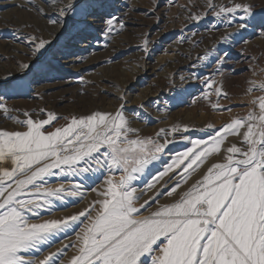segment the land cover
Here are the masks:
<instances>
[{
    "label": "snow or ice",
    "instance_id": "obj_1",
    "mask_svg": "<svg viewBox=\"0 0 264 264\" xmlns=\"http://www.w3.org/2000/svg\"><path fill=\"white\" fill-rule=\"evenodd\" d=\"M60 3L62 17L87 19L104 7L96 0ZM206 7L228 23L239 20L242 29L254 23L257 15L264 17V12H255L253 3L243 0H232L228 6L208 0ZM106 15L105 35L117 20L111 13ZM204 15L190 19L199 21ZM31 40L39 55L51 45L35 36ZM223 42L230 43L228 36ZM147 44L145 41V50ZM210 55L206 52L198 59L207 61ZM216 63H222L219 56ZM252 83L264 91V83ZM205 84L212 92L222 93V86L214 87L216 81L205 80ZM209 95L205 93V98ZM252 103L258 110L235 117L219 129L213 125L200 129L208 132V138L190 140L191 147L176 153L146 184V191L156 189L169 173H175L171 179L176 183L167 191L156 190L140 203L146 192L138 195L136 182L173 143L168 130L141 136L123 104L115 112L95 111L69 119L44 109L13 115L19 110L0 98V115L20 126L0 129V163L10 165L0 168V264H264V96ZM59 119L68 122L56 126L53 122ZM189 130L188 126H173L170 132ZM229 136L238 137L239 146L231 143L225 148ZM215 156L220 159L213 160ZM205 164L208 167L199 178L189 183ZM59 176H96L103 186L93 189L98 198L82 211L43 219L41 212L50 211L55 201L82 195L79 184L47 186ZM184 185L188 186L176 199L163 204L157 199L173 197ZM153 203L158 206L150 211ZM77 222L82 227L71 245L76 252L67 262L63 257L69 245L37 258L43 246H52L56 236Z\"/></svg>",
    "mask_w": 264,
    "mask_h": 264
},
{
    "label": "rangeland",
    "instance_id": "obj_2",
    "mask_svg": "<svg viewBox=\"0 0 264 264\" xmlns=\"http://www.w3.org/2000/svg\"><path fill=\"white\" fill-rule=\"evenodd\" d=\"M17 1L20 0H0V98L19 110L13 115L20 116L25 111L40 113V110L44 109L54 112L58 117L70 119L95 111L115 112L123 104L132 126L135 127L134 122L140 126L141 136H155L161 128L169 130L173 125L181 128L188 126L190 129L188 132L181 131V134L176 133L169 137L173 143L165 150V154L150 167L142 179L136 182L137 194L146 192L140 203L152 197L156 190L167 191L160 189L161 181L152 191H146V184L171 162L172 158L169 156L191 147L190 140L208 138V132L199 131L200 129H207L208 125L219 129L235 117L246 116L253 109L258 110V106L252 101L264 96V91L252 83L255 82V85L264 83V17L260 15L256 16L254 23L242 29L239 27V20L228 23L225 19L216 17L212 9L206 7L208 0H127V13L115 20L111 32L107 35L105 32L102 33L104 38H101V43L105 46L97 50L93 57L87 55L84 68L74 76L60 71L59 76L50 79L49 77L54 74L48 70L49 64L60 51L64 36L71 35L69 33L74 27L71 26L67 34L54 37L53 33L60 28L61 20L66 19L59 15V7L63 6L60 1L55 3H51V0H32L35 3L28 1V6L33 9L19 6ZM96 1L104 5L102 9L105 11V20L109 18L106 13L115 14L117 5L114 3L115 0ZM231 2L232 0H212L216 5L228 6ZM243 2L253 3L256 13L264 12V0ZM38 8L43 11H39ZM204 13L207 15L199 21L190 19V16ZM51 19H57L59 22L52 24L49 22ZM186 33H192L195 38L192 45H187V51L196 53L199 49L197 51L199 53L205 54L209 51L211 53V64L198 73L197 90L161 118V114L154 117L142 111L138 112L136 107L140 103V96L146 94L139 90L148 87L147 83H142V86L134 83L142 67L160 65L161 62L156 61L158 56L164 52H171V46L174 48L183 38H188L184 36ZM33 36L51 41L50 47L43 55L35 52V42L31 40ZM225 36H228L230 43L223 42ZM145 41H148L147 50ZM25 52H34L36 57L30 59L31 56ZM217 56L222 63H216ZM24 64H28L29 68H23ZM168 79L169 86H174V91L171 89L167 94L170 96L178 88L175 87L174 79ZM205 80L216 81L214 87L222 86V93L218 95L212 92L206 86ZM201 85L205 87L203 90ZM205 93L210 94L209 98H205ZM214 103L219 107L213 108ZM145 119L151 120L141 126ZM67 122L59 119L53 123L60 126ZM19 127L15 121L0 115V129L16 130ZM231 143H237L239 146V138L229 136L224 147ZM212 159L219 160L220 157L215 156ZM211 162L212 160H209L208 164ZM208 164H205L189 183L198 179ZM9 166L0 163V168ZM69 182L79 183L82 186L79 190L84 193L75 197L66 196L64 201H55L50 211L41 212L43 219L64 218L82 211L98 198L97 191L93 189L103 186L102 181L96 176H92L91 179L87 176L54 177L49 180L48 186L59 187L61 183L65 186ZM187 186L178 189L173 197L163 196L157 199L161 204L170 202ZM156 206L158 205L153 203L149 210H154ZM33 221L36 222L35 217ZM81 227L82 225L77 222L66 233H60L55 237L52 246L42 247L37 258L42 259L49 251L64 249V245H69L64 249L66 254L63 257L67 262L76 252L71 245L76 242V234Z\"/></svg>",
    "mask_w": 264,
    "mask_h": 264
},
{
    "label": "bare ground",
    "instance_id": "obj_3",
    "mask_svg": "<svg viewBox=\"0 0 264 264\" xmlns=\"http://www.w3.org/2000/svg\"><path fill=\"white\" fill-rule=\"evenodd\" d=\"M28 1L31 2L32 0H20L17 1V4L19 6H24L27 9H33L31 6H28ZM57 1L59 2L60 0H51V3H55ZM32 2L35 3V1ZM126 2L127 0H115L114 3H117V5L116 9L114 10L115 14L113 16H115L117 19L120 17L122 18L127 13L128 10H126ZM44 13L46 12L44 11ZM104 15V9H98L96 15L89 16L87 19L80 16L70 15L66 17V19L61 20L60 28L56 29V31L53 33L54 37H57L63 33L67 34L71 26H73L74 29L69 33L71 35L67 34V36H64L65 40L63 41L60 51L56 53L54 60L51 62V64H49L48 70L53 71L54 74L53 76L49 77L50 79H53L55 76H59L60 71L63 72V74L71 76L76 75L81 69L84 68V64L87 62L86 59L88 58L87 55H95L97 50L105 46L104 43H101V38H104L102 37V33H104L107 28L106 23H103L105 21ZM184 36H188V38H183L182 42L180 44H176L174 48L171 46V52H164L163 55L158 56L156 61L157 63L161 62L160 65L156 67L144 65L142 67L140 74L134 83L141 86L143 85L142 83H147L148 87L144 90L134 89L141 91V93H146L140 96V103L136 107L138 112L142 111L153 115L154 117L157 114H161V118L170 113L174 106L183 103L185 98L191 96L192 92L197 90L196 84L198 73L203 70V68L209 67L211 64V55L207 61L198 59V57L204 55L202 52H197L199 49L196 50V53L187 51V45H192V41L195 40L192 33H186ZM192 49L194 50V47ZM25 54L30 55V59H32L34 56L36 57L34 52H25ZM168 78L174 79L175 87L178 88L177 91L173 92V94L170 96L167 94L171 89H174V86H169V83L167 82V80L169 81ZM67 82L68 81H66V83ZM200 87L202 90L205 88L202 85ZM7 104L11 106L10 103L7 102ZM150 120L151 119H145L143 120V124L140 125L144 126V124ZM134 124L135 128L140 130V126L135 122ZM170 130L171 129L168 130L170 133L168 138L173 136ZM178 134L181 133L178 132ZM169 157L173 158L174 155ZM173 176H175V173H169L168 176H165L161 180L160 189L162 188V190H168V188L175 184L176 180L171 179ZM166 181L168 184L167 187H164ZM77 184L79 183L69 182L66 183L65 186L72 187L73 185ZM48 187L56 188L57 186ZM81 187L82 186L80 185V188ZM79 191L81 192V190ZM49 218L50 217H46L45 219Z\"/></svg>",
    "mask_w": 264,
    "mask_h": 264
}]
</instances>
